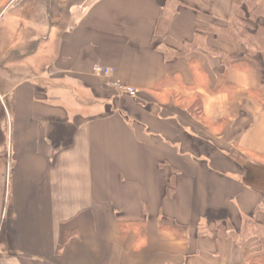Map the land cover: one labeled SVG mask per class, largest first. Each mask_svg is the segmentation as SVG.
Returning a JSON list of instances; mask_svg holds the SVG:
<instances>
[{
    "label": "crops",
    "instance_id": "0c3cea01",
    "mask_svg": "<svg viewBox=\"0 0 264 264\" xmlns=\"http://www.w3.org/2000/svg\"><path fill=\"white\" fill-rule=\"evenodd\" d=\"M175 1L157 36L170 0H89L71 14L0 0L12 151L10 163L0 150V264H253L264 253V185L244 168L264 166V61L225 67L202 47L166 59L160 43L182 48L198 24L231 20L232 0ZM206 44L246 55L218 35ZM196 96L199 116L181 104Z\"/></svg>",
    "mask_w": 264,
    "mask_h": 264
},
{
    "label": "trees",
    "instance_id": "16d2710c",
    "mask_svg": "<svg viewBox=\"0 0 264 264\" xmlns=\"http://www.w3.org/2000/svg\"><path fill=\"white\" fill-rule=\"evenodd\" d=\"M173 1L174 0H170L163 9L162 16L156 29L157 36H163L165 34L167 26L172 19V15L176 11L178 3ZM261 19H264V0H232L231 20L226 26H203L198 24L196 27L197 32L193 40L185 42L182 48H174L164 43H160L158 47L163 52L166 59L185 56L190 53L191 49L195 50L202 47L207 49L211 54L220 56L225 67L235 66L240 69H249L251 68L252 56L260 54L264 61V23L259 22ZM251 21L255 22L257 25L255 32H251L247 28L248 22ZM205 33L218 35L233 41L237 45L244 46L246 55L243 58L234 59L228 53L212 48L206 44ZM170 79L172 78H165L155 89L162 91ZM228 85L225 84L221 88H227L229 87ZM257 92L263 99L262 95L264 89L259 88ZM199 99L201 103V98ZM253 158L259 163L263 162L262 156H254ZM239 161L241 162L242 159H239ZM244 168L246 170L245 182L249 186L256 187L261 184L264 185V166L260 167L251 162H246ZM251 262L253 264H264V253L252 258Z\"/></svg>",
    "mask_w": 264,
    "mask_h": 264
},
{
    "label": "rangeland",
    "instance_id": "374dc122",
    "mask_svg": "<svg viewBox=\"0 0 264 264\" xmlns=\"http://www.w3.org/2000/svg\"><path fill=\"white\" fill-rule=\"evenodd\" d=\"M30 1L35 3V6H37V4H36L37 0H30ZM39 1H42V0H39ZM43 1H44L43 3L45 4L44 5L45 8L48 9V10L51 9L52 10L51 12L53 14H71L73 6H75L77 4H78L77 6H81L84 2H85L86 5H88V3H89V0H52V1L48 0V3H47V0H43ZM40 4H41V2H40ZM29 6H30V8H29ZM29 6L26 8L27 11L31 9V5L30 4H29ZM26 9L23 8L22 11L25 12ZM262 21H264V20H262ZM253 25H250V26H253ZM2 49H3V47H2ZM3 51H4V49H3ZM0 53H2V51H0ZM7 69L10 70V68H7ZM2 94L3 93L0 92V101H1V103H3V101H4V99L2 97ZM199 98L200 97L196 96L190 101L181 100V104L183 105V107L191 109L193 112H195L196 116H199L200 115V109H201V103H200V99ZM10 119H11V116L10 115H9V117L7 116V121H6V124H5L6 128H8V123L10 122ZM3 134H5V140H6L5 142L3 141V137L4 136L2 135V131H0V150H2V147H3L4 143H6L5 144L6 145V155L9 158V161L11 163V157H12L11 137H10V135H8V132H6V131L3 132ZM10 165H9V168H8V175H7L8 177L10 175V168H11ZM8 177H7V181L9 179ZM7 190H8V187H7ZM7 200H8V196H7Z\"/></svg>",
    "mask_w": 264,
    "mask_h": 264
},
{
    "label": "built area",
    "instance_id": "2783aa9c",
    "mask_svg": "<svg viewBox=\"0 0 264 264\" xmlns=\"http://www.w3.org/2000/svg\"><path fill=\"white\" fill-rule=\"evenodd\" d=\"M93 72L99 76H109L112 72L111 68L103 67L101 65H95L93 67ZM113 84L122 92L127 93L130 96H135L137 94V91L134 88L128 87L124 84H122L119 81L113 82Z\"/></svg>",
    "mask_w": 264,
    "mask_h": 264
}]
</instances>
